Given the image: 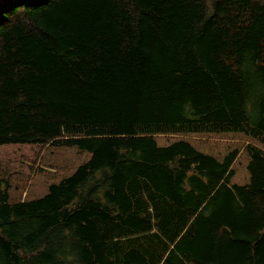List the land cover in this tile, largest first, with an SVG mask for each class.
Segmentation results:
<instances>
[{"label":"trees","instance_id":"trees-1","mask_svg":"<svg viewBox=\"0 0 264 264\" xmlns=\"http://www.w3.org/2000/svg\"><path fill=\"white\" fill-rule=\"evenodd\" d=\"M0 264H264V0H0Z\"/></svg>","mask_w":264,"mask_h":264}]
</instances>
